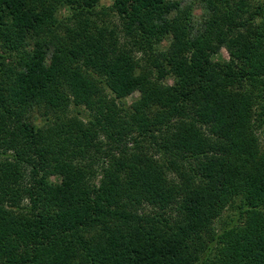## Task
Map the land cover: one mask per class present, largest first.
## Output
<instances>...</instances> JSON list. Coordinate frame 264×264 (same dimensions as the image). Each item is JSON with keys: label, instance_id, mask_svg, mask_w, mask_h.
<instances>
[{"label": "trees", "instance_id": "trees-1", "mask_svg": "<svg viewBox=\"0 0 264 264\" xmlns=\"http://www.w3.org/2000/svg\"><path fill=\"white\" fill-rule=\"evenodd\" d=\"M64 1L97 3L0 0L19 51L8 65L0 53V264H264L261 6L244 17L239 0L209 2L194 30L178 0H113L121 32L150 50L142 65L106 24L62 35ZM222 46L230 59L213 60Z\"/></svg>", "mask_w": 264, "mask_h": 264}, {"label": "rangeland", "instance_id": "rangeland-1", "mask_svg": "<svg viewBox=\"0 0 264 264\" xmlns=\"http://www.w3.org/2000/svg\"><path fill=\"white\" fill-rule=\"evenodd\" d=\"M45 1H48V0H45ZM178 1H180V7L183 10L189 11V14H190L189 18L191 19L194 30L195 29L201 30L205 24V21L210 19V17L212 16V9H211L212 5L214 6V8L215 6H218L219 8H221L223 5H225L226 2H228V0H223L225 3L222 4L221 0H178ZM239 1L240 3H242V7L239 13L243 14L244 17H247L249 12H252V11L254 12L256 8L259 6H261V11H263L264 13V0H239ZM209 2H211L212 5H210ZM112 3H113V0H97V3L95 4L94 7L91 8V12L89 11V13H84L82 11L74 13L73 9L75 10V7L78 6L77 3L70 4L67 1H64V3H58L56 5V10L54 12V17L60 20V23L57 26L58 31L63 35L65 33L64 25L77 27L79 23L83 21L84 18H88L91 21L90 23H93V24L96 23L95 25H98V26L106 24L108 28H113L120 35V39H119L120 45L122 43H127L128 40H130L131 42L133 41V44L130 46L131 49L133 50V55L138 61H140V64L145 65L146 58L150 54L149 48L147 46H144L143 50L138 49L139 47L137 43H135L134 39L131 38L129 34L127 36H124V34L121 32V25L123 23V19L118 14L117 11H115L114 9H110ZM233 7L234 6H231V8ZM104 13L105 15H103ZM2 22H4L7 25L9 23L7 18H5ZM0 24L3 25L2 23ZM138 36L139 35L135 36L134 38H137L138 43L142 44L143 40L140 41ZM32 45H33V42L30 39L29 41H27V44L25 45L26 46L25 49L26 50L29 49V47ZM153 46L156 49H160V50L164 49L167 46V40L162 39L159 43L157 42L153 43ZM146 50H148V52ZM17 52L19 51H10V49L6 47V43L3 38V33L0 32V53L6 58L5 62L7 65L13 64L12 62H15L16 60L15 55H18L16 54ZM9 55H13V57H9ZM212 58L213 60H216V61H224V60H229L230 55L227 49L224 46H222L219 48L217 53L213 54ZM165 81L168 83H172L173 79L172 77L169 76L165 79ZM138 95H139L138 92H134L131 95L127 96L125 98L126 104L131 103L133 100H135L138 97ZM78 110L81 112L82 116L87 114V112L82 107L78 108ZM74 112H77V109L73 108L70 114H75ZM30 116H34L31 121L33 122V124H35L37 128H39L40 136L45 135L44 134L45 129H46L45 127H47V125L44 124V122L46 121H44L45 117L44 118L42 117L41 111L34 112V115L31 114ZM257 134L259 136L260 141H263V136H264L263 130L257 129ZM101 142H102L103 147L105 148L108 147V144L106 143L107 141L105 138H102ZM51 178L53 180H58L57 176H53ZM140 212L146 213V214L150 213L149 215H153V211L150 208H146L145 210L142 209ZM234 213H236L235 210L226 209L224 214L215 222L216 231H219L227 221H229L231 218H234L233 217ZM141 224L144 227H147V225L144 222ZM93 232L94 231H91L90 229L87 232L82 233L81 240L82 239L90 240L91 233L93 234Z\"/></svg>", "mask_w": 264, "mask_h": 264}]
</instances>
